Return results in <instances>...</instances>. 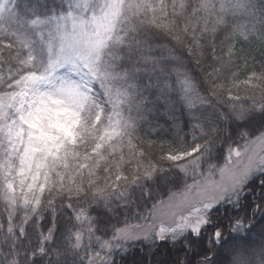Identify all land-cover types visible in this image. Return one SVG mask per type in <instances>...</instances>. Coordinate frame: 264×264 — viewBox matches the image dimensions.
Returning a JSON list of instances; mask_svg holds the SVG:
<instances>
[{
  "label": "snow or ice",
  "instance_id": "snow-or-ice-1",
  "mask_svg": "<svg viewBox=\"0 0 264 264\" xmlns=\"http://www.w3.org/2000/svg\"><path fill=\"white\" fill-rule=\"evenodd\" d=\"M247 15L246 0H0V232L25 235L29 222L50 214L34 257L53 240L61 211L72 209L78 230L69 237L71 249L100 242L86 264H110L107 253L122 241L153 234L164 240L187 230L199 235L205 213L254 170H264V123L243 150H230L218 178L204 175L200 160L209 142L190 150L158 144L138 135L125 116L123 53L135 50L140 61L156 63L144 34L162 33L204 73L207 96L184 74L194 121L197 106L212 101L228 108L225 119L264 116V63L257 67L240 47L252 35L239 22ZM196 129L206 135L200 123L194 136ZM177 136L182 144L179 128ZM165 163L199 178L155 203L147 222L126 225L110 240L96 236L89 207L124 198ZM222 235L216 232L217 242ZM209 260L204 255L199 264ZM5 264L20 261L6 257Z\"/></svg>",
  "mask_w": 264,
  "mask_h": 264
},
{
  "label": "trees",
  "instance_id": "trees-1",
  "mask_svg": "<svg viewBox=\"0 0 264 264\" xmlns=\"http://www.w3.org/2000/svg\"><path fill=\"white\" fill-rule=\"evenodd\" d=\"M246 7L248 15L242 17L239 22L246 24L252 35L248 40L243 41L240 47L258 67L259 64L264 63V0H246ZM144 39L151 45L156 63L140 61L135 50H125L122 60L123 70L132 76L130 80H127L126 86L133 94L134 111L131 120L135 124L137 134L158 144L182 146L189 150L196 145L209 142V147L212 150L211 159L221 160V168H223L229 161L227 155L231 154V148L243 150L249 137H255L258 134L257 129L264 123V119H255L257 125L253 126L249 125L250 120L245 119L248 121L249 128L243 129H240L239 124L238 126L234 123L222 124L218 118V110L224 114L225 111L220 107L225 108V106L212 101L197 106L196 112L201 120L194 121L187 106L186 94L183 91V86L185 87L183 84L184 74L192 70L188 67L190 64L186 63L192 61V58H188L190 55H186L183 47L176 45L162 33L150 31L144 34ZM176 59H179L180 62H177ZM175 62L178 63V66L180 65V71L176 69ZM152 66L155 67L156 72L150 69ZM197 68L196 74H187L196 83L200 94L207 96L209 92L208 85L204 80V73L200 66L197 65ZM214 107L218 109H216L217 112L213 110ZM202 119L209 121V127L201 125L204 131V127L208 128V132H206L207 135L199 138L200 130L199 132L195 131L194 136L193 126L195 123H200ZM216 119L221 126H218L217 133H214L210 127L211 122L214 123ZM177 128L180 130L182 144L178 142ZM237 139L239 140L237 141ZM156 154L159 155L158 151ZM170 166L167 163L162 164L161 172H165L164 169ZM175 170L176 168L170 169V173L175 175V179L171 178V180L179 186L181 184L178 181L177 170ZM207 170L209 169L207 168ZM130 192L133 194L135 188L129 190L128 194ZM158 193L154 190L150 191L147 183L142 184L138 187L135 196L138 201L131 202V205L124 204L122 216L128 214L135 217L136 214H143L139 211L141 205L149 208L150 214L153 203L160 201ZM145 194L146 196H144ZM169 195L170 193L166 197ZM221 209L223 210L219 211ZM239 209V212H235L224 204L218 206L216 212L214 211L215 213L210 215L207 226L200 231L199 235L194 234L192 237L176 242L163 241L155 246L144 243L141 247H132L126 257L118 258L114 264H174L179 258L186 259L188 264H199L204 255L210 257L207 264H222V262L223 264H235L238 258L243 260L244 264H264V178L260 182L254 181L247 185L246 194ZM222 212L225 214L223 215ZM149 214H147L146 221H148ZM122 219L124 221V217ZM122 221H120V227H124ZM235 221H240L244 227L236 229ZM40 224L43 226V221ZM216 232L223 234L219 242L216 240ZM38 242L33 247L26 244V249L30 247L32 250L36 245L40 246V241ZM122 244L123 242H121ZM29 254L31 253L28 251V256ZM28 259L27 264H42L40 257H28Z\"/></svg>",
  "mask_w": 264,
  "mask_h": 264
},
{
  "label": "rangeland",
  "instance_id": "rangeland-1",
  "mask_svg": "<svg viewBox=\"0 0 264 264\" xmlns=\"http://www.w3.org/2000/svg\"><path fill=\"white\" fill-rule=\"evenodd\" d=\"M179 50L182 53L185 52L186 55L188 54V52H187V50L185 48H183L184 52L181 49H179ZM190 57L191 56H189L188 58H190ZM191 60L192 61H189L186 64L187 65L190 64L188 67H190L192 70H189L190 72L187 71L186 73H194V74H196L197 71H198L197 65H195L196 63L193 60V58ZM176 61L178 62L179 59L178 60L176 59ZM176 64H177L176 69H178V71H180V68H179L180 65L178 66V63H176ZM183 67H184L185 70H187L185 65H183ZM150 69H153V72H154V70L156 72L155 67L153 68V66H152ZM157 71H159V70H157ZM126 73H128V72H126ZM179 73H181V72H179ZM131 77L132 76L128 73L127 80H130ZM122 90L125 91L127 93V96H128V99L126 100L125 104L123 105L124 114H125V116L127 118H129L131 120L132 116H133L132 113L134 111L133 94L130 92V89L128 88V86H126V84L124 85ZM183 91L186 94L184 86H183ZM181 100H183V99L181 98ZM220 108L225 111L224 114L228 113V108L227 107H225V108L224 107H220ZM216 109H217L216 107L213 108V110L215 112H217ZM220 113H221V111L218 110V115H219L218 118H220L219 120L221 121L222 124L234 123L237 126L239 124V126L241 127L240 129L249 128L250 124L248 125V123H242L243 120H239L238 121V120H233L231 118L225 119V115L223 113H221V114ZM263 117L264 116H261L260 114H257L256 118H249L247 120H250L251 123H255V119L256 120H259V118L264 119ZM201 122H200L201 125H205V126L209 127V124H208L209 121L208 120H204L203 121V119H202ZM205 122H207V123H205ZM218 126H221V124H220V122H218L217 119L215 120L214 123L211 122V127L210 128H212V132L217 133V131L219 129ZM204 128H205V133L208 132V128H206V127H204ZM195 131L199 132V129H196ZM206 135H207V133H206ZM241 135L243 136V134H241ZM201 136H205V135H202L201 132H199L198 133V137L200 138ZM238 140L239 139H237V141ZM237 141H234V142L237 143ZM234 149H238V148H234ZM211 152H212V150L209 147L207 152H206V154L202 155V158L200 160V169H199V171H201V173H203L204 175H207L209 173V171H212V173L214 175H216L217 178H218V170L221 168L222 161L219 160V159L212 160L211 156H210ZM209 165H213L214 167H212L210 169ZM173 168L174 169L176 168V170H177V175H178V178H179L178 181H180L179 183L182 186L183 185L184 186L182 188L179 187L181 185H179V186L178 185L171 186L170 189H167V191H166L168 193H172L173 191H182L188 185L194 183L195 179L199 178V175L194 178L191 175H186L185 173L180 171L179 168L173 167V166L166 167L164 169L165 172L162 173L161 172L162 168L159 167L157 173L154 174V176L151 179L144 180V181L138 183L137 185H133V186L130 187L129 190H132L133 188H135V192L133 194H131V192H130L129 194H127L122 199H116L115 197H113V198H111L112 200H110V199L100 200L99 202L92 204L89 207L88 211H89V216L92 219V221L94 223V226L96 228V236L100 237L102 240H110V238L112 237L113 234H115L119 229L123 228V226L120 227V221L123 220L122 219L123 217H124V221H122V224L124 225V227L126 225H129V224H140V223L147 222L146 221L147 215L144 214V213L141 214V215L136 214V215H134L135 217H132L131 215H128V214H123V216H122V213L118 214L117 208L120 207V206H123L124 204H127V205L130 204L131 205V202L135 203L136 201H138V200H136L137 197H135V196H136V192L138 190V187H140L142 184L147 183L148 184V189L151 191L152 190L151 187L155 184V179L156 178L160 177L161 180L164 177L165 178L169 177V178L175 179L174 178L175 175L170 173V169L173 170ZM207 168L209 170H207ZM260 171L261 170H254L249 175V177H251L254 174V176L251 179V181L252 180H257V179H259L261 177L262 172H260ZM167 173H168V175H167ZM165 183H166V180H163V184H165ZM244 184L238 190H236L235 192L230 193L223 200L219 201L215 206H213L211 208L210 211H207L205 213V216H206V219H207L208 222H209L208 218H209L210 212L213 210V208L218 207V206H222L223 204L225 206H230V205L233 204L234 208H237L238 205H240L239 203H240V199L242 198V195H237L236 196L234 194L236 192H238L244 186ZM144 196H146V194ZM232 197H234V198L231 199ZM167 198L168 197H166L164 199H167ZM155 203H158V201L157 202L155 201ZM101 211L105 212V216L104 217H102L99 214V213H101ZM73 216H74V213H73L72 209H69V208L65 207L61 211L60 216L58 217V221L59 222L56 225V230L54 232L53 240L50 241V242H46L45 245H43V247L46 249V251L44 253L36 252L35 256H38L40 254H45L46 257H40V258H42V259H40L42 261V264H53V263H55V264H86L88 255L91 252L100 250V242L98 240H95V239L92 242L91 248H89L86 251L71 249V241H70L69 237L71 236L72 232L78 230V226L75 224L74 219H72ZM120 216H122V217H120ZM117 217L118 218L120 217L119 218L120 221L118 220ZM208 222L201 227L200 231L207 226ZM37 225H38V227H36ZM49 227H51V217H50V214H46V218L43 220V226L40 224V221H37L34 218L25 227V232L27 230H29V232H31L33 230V232L36 231V233L39 230L47 231V229ZM190 234H195V233L192 232L191 230H187V231H185L184 233H182L181 235H179V236H177L175 238L168 237V238H166V240H170L171 242H175L178 238H181L183 236L187 237ZM21 237H22V235H20L19 232H17L16 236H14V237L10 236L6 232H0V264H5V258L6 257L7 258H11V257L17 255V252H18V250L20 248V244H21V240H20V239H22ZM38 241H40V236L38 237ZM158 241H161V240L156 238L155 235L153 234V235L150 236V239H149L148 242L150 243V245H153V244H155ZM23 243L25 244V246H26V244H29V243H26V242H23ZM38 247L39 246L36 245L32 249V251L30 253L35 251ZM62 249H69L70 251L64 252V251H62ZM128 250H129V247L124 248V247H122L121 243L117 247L113 248L112 251L110 252V254L108 255L110 264H114L117 261L118 258L125 257V255L127 254ZM28 257L32 258L33 256L31 254H29ZM20 262L22 263L23 261H20ZM25 264H27V263H25Z\"/></svg>",
  "mask_w": 264,
  "mask_h": 264
},
{
  "label": "bare ground",
  "instance_id": "bare-ground-1",
  "mask_svg": "<svg viewBox=\"0 0 264 264\" xmlns=\"http://www.w3.org/2000/svg\"><path fill=\"white\" fill-rule=\"evenodd\" d=\"M243 123H248V121L247 120H243ZM250 123V125H257L256 123H251V121L249 122ZM254 137H249V139L247 140V141H249L250 139H253ZM234 148H232V150H233ZM230 156V154L228 153V155H227V157H229ZM229 163V161L227 162V164ZM260 172H262V175H261V177L259 178V179H257V180H252L251 181V179L253 178V175L251 176V177H248V179L246 180V183L244 184V186L238 191V192H236L234 195H242V198L240 199L241 201H240V205H238V207L237 208H234L233 206V204L232 205H230V206H228L229 208H232L235 212H239V208H240V206L242 205V202H243V198H244V196H245V194H246V187H247V185L249 184V183H251V182H254V181H256V182H260L261 180H262V178H264V170H261ZM163 180H166V183L165 184H163ZM174 181L173 180H171V178H162V180H161V178L160 177H158V178H156L155 179V184L151 187V189L152 190H154V191H156V193L157 192H159L158 194H157V196H159L158 197V200H162V199H164V198H166V196H167V194H168V192H166L167 191V189H170V187L171 186H174V185H176V184H174L173 183ZM171 194V193H170ZM234 197H232L231 199H233ZM154 204V203H153ZM144 205H141L139 208V211H141V213H144V214H149V208H147V207H144ZM217 208L218 207H215V208H213V210L210 212V215L211 214H213V213H215L216 211L215 210H217ZM119 209V210H118ZM122 209H123V206H120V207H118L117 208V212H118V214L120 213L121 214V212H122ZM223 209H221V210H219V211H222ZM215 211V212H214ZM101 213H102V217H104L105 216V212L104 211H101ZM101 213H99L100 215H101ZM223 213V212H222ZM225 213H223V215H224ZM210 215H209V217H210ZM212 216V215H211ZM118 218V217H117ZM120 218V217H119ZM118 218V220L120 221V219ZM209 219V218H208ZM237 222H239V223H241L240 221H235V224H234V227H235V225L237 224ZM26 234L25 235H22V239H20L21 240V244H20V248H19V250H18V252H17V255H16V257H18V259H19V261H23L22 263L20 262V264H25V263H28L29 262V259H28V251L29 252H31L32 250H31V248L30 247H33L35 244H37V243H39L38 242V237H39V231H37V233H36V231H34L33 232V230L31 231V232H29V230H27L26 232H25ZM117 233V232H116ZM116 233L115 234H113L112 235V237L114 236V235H116ZM194 234H190L189 236H187L188 238L189 237H192ZM187 237H185V236H183V237H181V238H178L176 241H179V240H181V239H183V238H187ZM149 239H150V236L147 238V239H145V238H143V237H141V238H139V239H136V240H129V241H122L123 242V244H122V247H124V248H126V247H129V250L134 246V247H137V246H142L144 243H146L147 245H149V246H155L157 243H160V242H163V241H166V242H171L170 240H161V241H158V242H156L155 244H153V245H150V243L148 242L149 241ZM148 240V241H147ZM146 241V242H145ZM175 241V242H176ZM23 242H26V243H29L30 244V247L29 248H27L26 249V246H25V244L23 243ZM129 250H128V252H127V254L125 255V257L130 253L129 252ZM110 253H108L107 255H109ZM38 257H46L45 256V254H40V255H38V256H35L34 258H38ZM53 264H55V263H53Z\"/></svg>",
  "mask_w": 264,
  "mask_h": 264
},
{
  "label": "clouds",
  "instance_id": "clouds-1",
  "mask_svg": "<svg viewBox=\"0 0 264 264\" xmlns=\"http://www.w3.org/2000/svg\"><path fill=\"white\" fill-rule=\"evenodd\" d=\"M226 107V106H225Z\"/></svg>",
  "mask_w": 264,
  "mask_h": 264
}]
</instances>
